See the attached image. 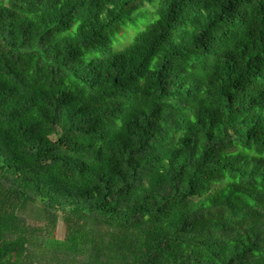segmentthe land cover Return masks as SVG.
<instances>
[{
  "label": "trees",
  "instance_id": "16d2710c",
  "mask_svg": "<svg viewBox=\"0 0 264 264\" xmlns=\"http://www.w3.org/2000/svg\"><path fill=\"white\" fill-rule=\"evenodd\" d=\"M0 264H264V0H0Z\"/></svg>",
  "mask_w": 264,
  "mask_h": 264
},
{
  "label": "rangeland",
  "instance_id": "374dc122",
  "mask_svg": "<svg viewBox=\"0 0 264 264\" xmlns=\"http://www.w3.org/2000/svg\"><path fill=\"white\" fill-rule=\"evenodd\" d=\"M142 25V23H141ZM145 25H142L140 27H134L132 29H125V28H118V32L116 35V48L121 49L123 46L129 44L131 40L133 39V36L136 35L138 32H140ZM23 215L28 218L29 221L32 223H38L41 222V209L40 206H31L28 207V209L23 212ZM57 237L63 238L64 237V225L62 221L58 223L57 226Z\"/></svg>",
  "mask_w": 264,
  "mask_h": 264
}]
</instances>
